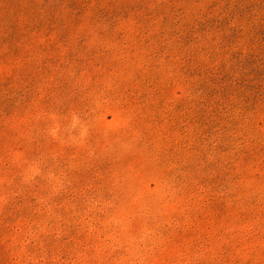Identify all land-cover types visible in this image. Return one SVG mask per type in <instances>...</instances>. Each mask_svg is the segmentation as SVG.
Masks as SVG:
<instances>
[{"label":"rangeland","instance_id":"rangeland-1","mask_svg":"<svg viewBox=\"0 0 264 264\" xmlns=\"http://www.w3.org/2000/svg\"><path fill=\"white\" fill-rule=\"evenodd\" d=\"M0 264H264V0H0Z\"/></svg>","mask_w":264,"mask_h":264}]
</instances>
